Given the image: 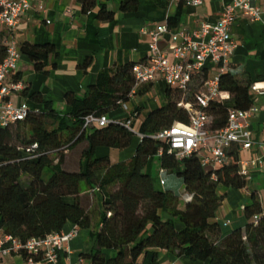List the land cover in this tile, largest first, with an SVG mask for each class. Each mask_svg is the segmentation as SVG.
Instances as JSON below:
<instances>
[{"label":"trees","instance_id":"trees-1","mask_svg":"<svg viewBox=\"0 0 264 264\" xmlns=\"http://www.w3.org/2000/svg\"><path fill=\"white\" fill-rule=\"evenodd\" d=\"M79 1L84 12L96 4V0ZM183 2L180 0L177 13L168 19L170 28L177 25ZM138 3L123 0L121 9L136 10ZM97 16L112 20L114 13L102 5ZM20 49L37 71L48 72L56 65L51 59L59 53L51 43L26 42ZM5 53L0 37V61ZM92 61L88 57L81 67L86 70ZM135 63L101 70L83 96L67 92V114L58 112L41 93L34 92L31 99L43 103L45 111L30 110L24 121L0 128V228L22 241L62 232L68 223L90 228L91 200L83 194L107 188L109 196L102 204L101 226L90 252L82 254L91 264H161L163 250L198 264H264V209L254 192L243 206V225L222 234L221 224L215 220L225 197L220 189L248 188L247 178L239 170L237 147L228 149L226 162L212 170L204 167L196 155L178 160L169 152L166 141L154 137L175 122L189 121L188 111L179 105L180 91L167 85L166 103L142 121V137L130 158L113 163L108 155L97 154L102 147L125 149L132 143L135 133L124 121L110 120L105 126L88 128L84 124L88 115L108 117L130 100ZM207 76L206 69L192 85L193 92L189 91L187 99L193 98ZM254 82H264V64L252 76L229 70L219 73V87L229 93V98L212 101L206 108L211 129L226 125L230 109H248L254 104L250 91ZM151 88L152 83L142 84L136 94L145 95ZM27 90L25 87L24 95ZM72 150L79 153V158L70 167L66 156ZM152 156H158L161 170L183 180L191 200L181 204V197L173 190L155 186L147 170ZM47 166L52 174L44 180ZM21 254L34 262L43 260L41 254Z\"/></svg>","mask_w":264,"mask_h":264},{"label":"crops","instance_id":"crops-1","mask_svg":"<svg viewBox=\"0 0 264 264\" xmlns=\"http://www.w3.org/2000/svg\"><path fill=\"white\" fill-rule=\"evenodd\" d=\"M122 1L96 0L95 6L88 12H84L79 0H33L30 10L20 18L15 31H13V37L20 47L26 42L31 44L51 43L59 54L51 59V63L56 65L50 67L48 72L37 71L29 56L22 54L14 78L24 82L28 94L15 95L12 100L15 103L26 101L31 110L45 111L43 103L33 101L30 97L32 93L39 92L46 101L52 103L53 108L58 112L67 114L70 111V106L65 99L67 92L83 96L96 82L101 70L116 64L122 65L127 62L147 60L150 37L141 34V29L167 23L168 19L177 13L180 0L174 2L139 0L136 10H122ZM226 1L203 0V3L198 6L183 2L177 25L171 27L170 31L161 37V46H168L170 36L174 32L195 28L202 21L215 22L222 3ZM252 2L260 9L262 19L252 22L237 12V19L230 30L236 47L225 70L237 75L249 74L252 76L264 64V0H253ZM102 5L114 13L112 20L98 18L97 15ZM0 37L2 40L1 35ZM88 57H92L93 61L85 70L81 65ZM207 67L208 75L217 72L216 67L212 66L210 62L207 63ZM156 86L163 91V100L151 99L145 104L138 98L142 96L152 98L150 92ZM166 88L167 85L163 80H156L152 83V88L147 94L139 95L135 91L130 96V100L111 111L108 118L113 121L129 123L131 129L139 122L141 125L150 111L166 103ZM260 99L259 106L252 112L250 124L252 138L256 144L250 150L240 152L239 157L246 160L260 157L264 164V146H260V143L264 141V98ZM141 137L140 133L137 137L135 134L131 144L138 145ZM111 149L99 148L97 154L99 156L108 155L113 163L123 161L120 160L123 159L121 153L115 156L117 157L115 160H112L113 151ZM131 150H127L128 155L133 153ZM78 158L79 153L72 150L66 156V163L70 167L74 165V162L76 165ZM147 168L150 172L149 166ZM247 169L249 173L248 188L220 189L225 193V197L216 212L215 220L221 224L222 234L227 232L226 230L230 226L244 224L243 206L250 193L254 192L261 206L264 207V166L260 167L259 164L254 166L248 163ZM98 174L100 175L101 171ZM161 179L165 180V183L161 184L160 182V185L168 186L167 180L163 177ZM155 186L164 189L157 184ZM83 195L91 200L89 211L93 219L92 226L80 229L75 224L68 223L63 232H69L76 228L77 234L58 251L56 262L45 259L39 262L29 261L21 253H13L3 257L0 264H91L82 254L88 253L92 249L96 231L101 226L102 204L108 199L109 193L107 188H102L91 189L84 192ZM171 261H177L179 264H198L186 257L177 258L163 250L161 264H168Z\"/></svg>","mask_w":264,"mask_h":264},{"label":"built area","instance_id":"built-area-1","mask_svg":"<svg viewBox=\"0 0 264 264\" xmlns=\"http://www.w3.org/2000/svg\"><path fill=\"white\" fill-rule=\"evenodd\" d=\"M32 1L0 0V35L2 43L6 46L5 56L0 61V128L24 121L31 110L26 101L15 103L12 97L22 94L26 87L22 80L14 78L23 53L13 37V31L20 18L30 10ZM252 1L223 2L215 22L202 21L195 28L172 33L167 47H162L160 40L170 31L168 22L141 29V34L150 37L149 57L133 66L135 86L130 96L135 93L138 86L153 83L159 79L182 93L179 105L188 111L189 121L175 122L171 127L154 135L155 138L167 142L169 152L173 153L178 160L196 155L204 167L214 170L226 162V153L231 147H237L240 155V152L248 151L256 144L252 138L250 125L252 112L255 110L254 104L248 109H230L226 125L216 129H211V118L206 110L212 101L221 102L229 98V93L219 87V73L228 66L236 47L230 30L237 19V12L252 22L262 19L260 9ZM184 2L198 6L203 3V0H184ZM208 62L216 67L217 72L208 75L199 91L194 93L193 98L187 99V93L208 68ZM250 91L253 101L255 97L256 99L264 98V82L252 83ZM109 122L110 119L107 116L88 115L85 118L84 127L105 126ZM126 125L131 129L129 123ZM260 146H264V141L260 143ZM238 163L241 174L246 178L249 174L248 163L264 166L260 157L250 160L239 157ZM213 178L216 179L215 176ZM160 182L164 184L165 180L161 179ZM191 199L192 195L186 193L185 200ZM254 220H257L256 216ZM76 234L77 230L74 228L69 232H53L44 237H32L22 241L0 228V261L13 253L26 251L30 254H41L43 259L56 262L58 251ZM168 264L179 263L171 261Z\"/></svg>","mask_w":264,"mask_h":264},{"label":"rangeland","instance_id":"rangeland-1","mask_svg":"<svg viewBox=\"0 0 264 264\" xmlns=\"http://www.w3.org/2000/svg\"><path fill=\"white\" fill-rule=\"evenodd\" d=\"M160 80V79H159ZM196 85H198V83H196ZM194 88V87H192ZM193 90L190 91V93L192 94ZM189 93V92H188ZM187 93V94H188ZM150 95L152 96V98H148V96H142L141 98L138 97L143 103H147V102H150L151 99H156V100H163L164 99V93L162 90H159L156 87H154L152 89V91L150 92ZM190 95V94H189ZM261 99H254V105L253 107L256 109L258 106H259V102H260ZM140 123V122H139ZM136 125L132 128V130L134 131V133L136 134V137L139 133V127L140 125ZM136 140V138H135ZM136 146L135 143L134 144H131L130 146H128L127 148L125 149H111L113 151V154H112V160H115V157L117 154L121 153L123 155V159H120V160H126L128 158H130V156H132L136 150ZM128 149H132L133 150V153L128 155L127 154V150ZM131 150V151H132ZM125 156H128V157H125ZM117 160V159H116ZM148 166H149V169H150V174L155 182V184H157V186L159 187H162L160 185V179L161 177L165 178L167 180V185L168 186H163L162 188L166 189V188H170L171 190H173L176 194H178L180 197H181V204H184V201H185V194H186V187H185V184L183 182V180L181 178H179L178 176H176L175 174H172V173H168L166 171H161V168H160V162H159V159L152 156L150 157V160H149V163H148ZM43 178L44 180H48L49 177L51 176L52 174V169L50 167H45L44 170H43ZM233 227H229L228 230L226 231H229L231 230Z\"/></svg>","mask_w":264,"mask_h":264}]
</instances>
